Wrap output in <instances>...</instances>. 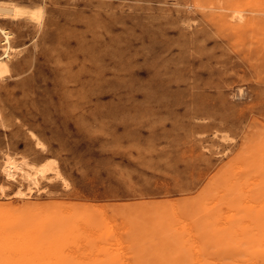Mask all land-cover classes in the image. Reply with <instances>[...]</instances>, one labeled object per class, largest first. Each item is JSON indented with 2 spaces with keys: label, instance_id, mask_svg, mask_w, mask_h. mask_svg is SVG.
<instances>
[{
  "label": "rangeland",
  "instance_id": "1",
  "mask_svg": "<svg viewBox=\"0 0 264 264\" xmlns=\"http://www.w3.org/2000/svg\"><path fill=\"white\" fill-rule=\"evenodd\" d=\"M0 4L7 7L18 5L28 11L36 8L34 11L40 10L43 17L31 18L28 15L29 17L12 20L0 15V26L13 34L10 39L11 47L17 50L13 53L11 50L9 52L10 74L0 79V123H2L0 124V142H2L0 143V164L2 163L0 204L10 203L15 209L27 203L36 204L38 208L46 206L45 209L43 208L44 215L59 213L71 215L74 211L75 217L82 216L80 214L82 210L78 207H86V209L82 208L83 211L85 210V213L82 212L85 216L77 218L82 219L89 215L97 217L94 218L96 220L89 217L91 221L94 220L93 223L97 224L100 218L98 221H105L107 230L101 222L103 225L94 224L95 227L92 228L80 227L85 235H90L89 237L94 239L93 242L96 246H100L101 250L100 253L97 251V254H92L84 240L73 244L67 251L75 256L74 264L78 261L82 264H109L107 261H111V264H130V262L131 264H224L225 262L229 264L234 259L262 264L260 253L264 249V238H261L260 233L264 235L263 232H258L254 228V232L258 234L252 243H248L246 237L250 236L249 231L253 230L252 227L247 234L231 235L230 232L216 233L214 225L215 217L219 214L226 216L232 204L250 205V200L253 204L254 200H258L256 203H264V179L260 181V177H264V169H261L264 168V0H0ZM236 6L237 8L240 6V12ZM209 15H212L211 18L214 17L212 22ZM240 16L243 20L250 19L251 22L243 25L245 21L240 20ZM224 19L230 21L237 19L234 23L230 22L232 27V24H238L237 21L240 20L238 22H242L240 25H243L244 29L239 27L238 30L237 27H233V30L229 31L230 25H227L228 23L225 25ZM107 32L110 34H106ZM2 41L3 34H0V46L5 47ZM2 47H0V56L5 51ZM56 58L60 62H56ZM258 78L263 79L260 81ZM22 92L26 93L23 95ZM143 95H146V98ZM122 96L123 99L120 98ZM205 109L208 111L206 112ZM96 115L100 119H97ZM74 119L78 120L74 121ZM130 122L131 126L128 125ZM139 125H142V128H139ZM120 140L121 142H118ZM126 143H130L129 146ZM132 143L135 144L132 146ZM258 144L262 147H258ZM258 149H261L260 154H257ZM140 155L141 157H138ZM231 157H235L237 162ZM7 159L20 167L16 180L7 178V173L4 172L3 166ZM253 164L257 167L255 165L251 169ZM100 167L103 169L102 172ZM43 168L46 169L44 175L38 171ZM146 170L148 171L145 172ZM24 171L37 176L41 181H38L36 186L26 181L23 177ZM167 172L173 173L169 175ZM220 172L222 176L218 175ZM176 175L182 178L179 179ZM226 178L228 181L225 180ZM217 181L222 182L223 186ZM175 182L179 183L175 184ZM50 185L52 187H49ZM172 187H176V191ZM201 188L204 190L202 191ZM236 188H239L240 196L237 195L238 191L236 195H231L235 194ZM18 189L32 197L22 199L17 194ZM120 189L125 191H119ZM208 191L210 196L206 197ZM180 192L181 194L178 195ZM223 193L226 194L225 197ZM197 196L204 199L199 198L201 201L198 203ZM179 197L187 198L190 203L187 202V206L183 208L185 203L182 204ZM177 200H180L181 207L178 206L181 204ZM195 202L198 206L194 205ZM124 203L127 204V208ZM153 203L158 206L161 203L162 206L158 207ZM190 204L191 206H188ZM68 205L74 206V209ZM192 205L196 210L194 207L191 208ZM153 206H157V210ZM87 207L92 214L96 213L86 215L89 213L86 211ZM143 207L146 211L149 208L153 211L149 210L148 213ZM158 217L161 218L164 227ZM197 221L202 223L200 229L196 226ZM136 226L139 228H135ZM188 226H190V234L186 231ZM166 227L175 236L178 230L179 238H172V233L168 232L172 236L168 234L171 238L167 239V232H164ZM94 230L96 232H93ZM102 232L107 234L102 235ZM105 242L108 246L103 244ZM105 250L110 254L104 255ZM107 257L109 259L105 261ZM125 258L126 260L123 261ZM120 260L121 263H116Z\"/></svg>",
  "mask_w": 264,
  "mask_h": 264
},
{
  "label": "bare ground",
  "instance_id": "2",
  "mask_svg": "<svg viewBox=\"0 0 264 264\" xmlns=\"http://www.w3.org/2000/svg\"><path fill=\"white\" fill-rule=\"evenodd\" d=\"M181 1V0H180ZM203 3V2H202ZM220 3V2H219ZM231 4V3H230ZM186 7V6H185ZM192 7V6H191ZM215 7V6H214ZM232 7V6H231ZM235 7V6H234ZM239 8H240V6H238ZM246 7V6H245ZM244 7V8H245ZM248 7V6H247ZM35 8V7H34ZM236 8H237V6H236ZM239 8H237V10L239 11ZM261 8V7H260ZM36 9V8H35ZM34 9V10H35ZM219 9V8H218ZM241 9V8H240ZM255 9V8H254ZM257 9V8H256ZM34 10H31V11H28L27 9H25V8H23V7H20V6H18V5H14V6H9V7H7V6H2L1 4H0V15H4L6 18L5 19H8V18H10V19H12V20H16V19H19V18H22V17H24V16H31V18L33 17V18H41L42 16H41V12H40V10L39 9H37V10H39L38 12L37 11H34ZM205 10V9H204ZM230 10V9H229ZM229 10H228V12H229ZM210 10H208V13H210L209 12ZM219 11H220V9H219ZM237 11V14L240 12H238ZM139 12H141V11H139ZM179 12V11H178ZM214 12V11H213ZM244 12V11H243ZM185 13V12H184ZM188 13V12H187ZM194 13H195V11H194ZM202 13V12H201ZM232 13V12H231ZM230 13V14H231ZM251 13V12H250ZM143 14V13H142ZM233 14H235V13H233ZM245 14V13H244ZM203 15V14H202ZM219 15V14H218ZM217 15V16H218ZM225 15V14H224ZM249 15V14H248ZM28 16V17H29ZM210 16V15H209ZM208 16V17H209ZM212 16V15H211ZM211 16H210V18L209 19H212V20H210L211 22L213 21V19H214V17L213 18H211ZM27 17V18H28ZM207 17V16H206ZM224 18H225V16H223ZM231 17V16H230ZM229 17V18H230ZM233 17V16H232ZM43 18V17H42ZM140 18V17H139ZM142 18V17H141ZM217 18V17H216ZM220 18V17H219ZM222 18V17H221ZM227 18V17H226ZM231 19V18H230ZM239 19L241 20L242 19V16H240L239 17ZM139 20V19H138ZM137 20V22H139ZM141 20V19H140ZM215 20H217V19H215ZM223 20V19H222ZM225 20V19H224ZM237 20V19H236ZM236 20L234 21V20H232L233 21V23L234 22H236ZM240 20H238V21H240ZM243 20V19H242ZM232 21H230V20H228V19H226L225 20V23L224 22H222L221 20H220V22L221 23H224L225 25L227 24V25H230L228 28H229V31L230 30H233V27L234 28H236L237 27V29L240 27H242L243 28V25H247V24H249L250 22H251V20L250 19H247V20H243V21H245L244 22V24L243 25H240V24H242V22L241 23H239L238 21H237V23L238 24H232L233 25V27L231 26V23H232ZM254 21H256V20H254ZM40 22V21H39ZM134 22V21H133ZM136 22V21H135ZM231 22V23H230ZM253 22V21H252ZM210 23V22H209ZM214 23V22H213ZM230 23V24H229ZM253 24V23H252ZM255 24V23H254ZM214 25V24H213ZM225 25H221L222 27H224ZM251 25V24H250ZM249 25V26H250ZM38 26V25H37ZM219 26V25H218ZM220 26V27H221ZM249 26H247V27H249ZM65 27V26H64ZM67 27V26H66ZM230 27H232V29L230 28ZM245 27V26H244ZM252 27V26H251ZM250 27V28H251ZM241 28V29H242ZM253 28V27H252ZM218 29V28H217ZM222 29V28H221ZM244 29V28H243ZM87 30V29H86ZM91 30V29H90ZM239 30V29H238ZM220 31V30H219ZM228 31V30H227ZM40 32V31H39ZM92 32V31H91ZM108 32H111V31H108ZM106 33V34H110V33ZM221 33V32H220ZM226 33V32H225ZM224 33V34H225ZM0 34H3L4 35V38H5V40H6V47H2V46H0V47H2V49L3 50H5V56L4 57H6V60L5 59H3L4 57H2V55L0 56V79L1 78H4V77H7L9 74H10V67L8 66V60L10 59V55H9V52H10V50L12 51V53L13 52H15V50L16 49H13L12 47H11V41H10V39H11V37H12V33L10 32V31H8V30H6L5 28H3V27H1L0 26ZM38 34V33H37ZM113 34V33H112ZM111 34V35H112ZM262 34V33H261ZM226 35H228V33H226ZM226 35H224V36H226ZM92 37V36H91ZM227 37V36H226ZM225 37V38H226ZM231 38V37H230ZM236 39H237V37H235ZM239 38V37H238ZM112 39H113V37H112ZM114 40V39H113ZM117 40H119V39H117ZM116 40V41H117ZM231 41V40H230ZM233 41V40H232ZM251 41V40H250ZM234 42V41H233ZM232 42V44H234ZM34 43V42H33ZM237 43V42H236ZM146 44V43H145ZM147 45V44H146ZM152 45V44H151ZM35 46V45H34ZM17 47V46H16ZM18 47H20V46H18ZM149 47V46H148ZM151 47V46H150ZM140 48V47H139ZM234 48V47H233ZM236 48V47H235ZM234 48V49H235ZM151 49H152V47H151ZM23 50H25V49H23ZM149 50V49H148ZM17 51V50H16ZM34 51H36L35 49H34ZM235 51V50H234ZM143 52V51H142ZM152 52V51H151ZM235 52H237V51H235ZM141 53V52H140ZM238 53H240V52H238ZM22 54V53H21ZM134 54V53H133ZM142 55V54H141ZM164 55V54H163ZM143 56H146V55H143ZM162 56V55H161ZM243 56V55H242ZM148 57V56H147ZM163 57V56H162ZM59 58V57H58ZM157 58H160V57H157ZM243 58V57H242ZM247 58V57H246ZM56 60H57V58H56ZM163 60V59H162ZM261 60V59H260ZM59 60H57L56 62H58ZM60 62V61H59ZM155 62H156V60H155ZM160 62V61H159ZM162 62V61H161ZM160 62V63H161ZM246 62V61H245ZM262 63V62H261ZM264 63V62H263ZM262 63V64H263ZM62 64V63H61ZM60 64V65H61ZM144 64V63H143ZM155 64V63H154ZM58 65V64H57ZM147 65V64H146ZM149 65V64H148ZM157 65V64H156ZM159 65V64H158ZM167 65H169V64H167ZM250 65V64H249ZM257 65V64H256ZM149 66H152V64L151 65H149ZM58 67V66H57ZM111 67V66H110ZM153 67H154V65H153ZM260 67V66H259ZM264 67V66H263ZM115 68V67H114ZM157 68V67H156ZM155 68V69H156ZM162 68V67H161ZM256 68V67H255ZM150 69V68H149ZM152 69V68H151ZM150 69V70H151ZM160 69V68H159ZM158 69V70H159ZM257 69V68H256ZM263 69V68H262ZM111 70H113V69H111ZM157 70V71H158ZM30 71V70H29ZM160 71V70H159ZM256 72V70H254V73ZM258 72V71H257ZM27 73V72H26ZM91 73V72H90ZM121 73V72H120ZM159 73H162V72H159ZM253 73V72H252ZM92 74V73H91ZM97 74V73H96ZM95 74V75H96ZM118 74V73H117ZM155 74V73H154ZM158 74V73H157ZM261 74V73H260ZM263 74V73H262ZM19 75V74H18ZM41 75V74H40ZM97 76V75H96ZM150 76V75H149ZM260 76V75H259ZM16 77V76H15ZM41 77H42V75H41ZM152 78H154L153 76H151ZM165 77H167V76H165ZM17 78V77H16ZM155 78H157V77H155ZM168 78H170V77H168ZM179 78V77H178ZM264 78V77H263ZM263 78H261V80L260 81H262V79ZM42 79V78H41ZM51 79V78H50ZM148 79V78H147ZM176 79V78H175ZM174 79V80H175ZM178 80V79H177ZM140 81H143V80H140ZM147 80H145V82H146ZM152 81V80H151ZM150 81V82H151ZM264 81V80H263ZM52 82V81H51ZM53 83H55V82H53ZM62 85H63V83H61ZM60 84V85H61ZM65 84V83H64ZM67 84V83H66ZM65 84V85H66ZM135 84H136V81H135ZM142 84V83H141ZM61 85V86H62ZM75 85V84H74ZM91 85V84H90ZM150 85V84H149ZM45 86V85H44ZM2 87V86H1ZM140 87H141V85H140ZM254 87V86H253ZM59 88V87H58ZM61 88H63V87H61ZM79 88V87H78ZM147 88V87H146ZM262 88V87H261ZM8 89H11V88H8ZM142 89V88H141ZM143 89H145V88H143ZM142 89V90H143ZM151 89V88H150ZM61 90V89H60ZM67 90V89H66ZM74 90V89H73ZM76 90V89H75ZM74 90V91H75ZM149 90V89H148ZM43 91V90H42ZM41 91V92H42ZM68 91V90H67ZM70 91V90H69ZM140 91V90H139ZM153 91V90H152ZM27 92V91H26ZM26 92H22L23 93V95L26 93ZM59 92V91H58ZM58 92L56 91V93L58 94ZM151 92V91H150ZM33 93V92H32ZM54 93V92H53ZM145 93V92H144ZM154 93V92H153ZM152 93V94H153ZM31 94V93H30ZM56 94V95H57ZM59 94H60V92H59ZM70 94V93H69ZM91 94V93H90ZM147 94V93H146ZM152 94H149V95H152ZM27 95V94H26ZM80 95V94H79ZM84 95V94H83ZM94 95V94H93ZM129 95V94H128ZM257 95H258V93H257ZM19 96V95H18ZM60 96V95H59ZM74 96V95H73ZM73 96H72V98H73ZM81 96V95H80ZM144 96V95H143ZM167 96V95H166ZM166 96H164V97H166ZM12 97V96H11ZM23 98H24V96H22ZM58 97V96H57ZM76 97V96H75ZM74 97V98H75ZM145 98H146V95L144 96ZM149 97V96H148ZM23 98H21V99H23ZM53 98V97H52ZM77 98H79V97H77ZM120 98H122L123 99V96L122 97H120ZM125 98V97H124ZM130 98V97H129ZM144 98V99H145ZM151 98H153V96L151 97ZM13 99V98H12ZM64 99V98H63ZM81 99V98H80ZM80 99H79V101H80ZM112 99V98H111ZM128 99V98H127ZM134 99H136V97L134 98ZM148 99H150V98H148ZM168 99V98H167ZM58 100V99H57ZM67 100V99H66ZM66 100H64L65 101V103H66ZM74 100V99H73ZM76 100V99H75ZM82 100V99H81ZM130 100V99H129ZM157 100V99H156ZM18 101V100H17ZM68 101H69V99H68ZM119 101V100H118ZM135 101V100H134ZM151 101V100H150ZM55 102H57V101H55ZM70 102H71V100H70ZM110 102H111V100H110ZM110 102H109V104H110ZM117 102V101H116ZM122 102V101H121ZM123 102H125V100L123 101ZM143 102V101H142ZM24 103V102H23ZM50 103H51V101H50ZM63 103V102H62ZM127 103V102H126ZM129 103H130V101H129ZM149 103H151V102H149ZM263 103V102H262ZM53 104H55V103H53ZM69 104V103H68ZM71 104H72V102H71ZM147 104V103H146ZM231 104V103H230ZM232 104H233V102H232ZM74 105H76L75 104V101H74ZM73 105V106H74ZM119 105V104H118ZM120 105H121V103H120ZM123 105V104H122ZM150 105V104H149ZM192 105V104H191ZM258 105V104H257ZM256 105V106H257ZM33 106V105H32ZM35 106V105H34ZM47 106V105H46ZM70 106V105H69ZM111 106V105H110ZM112 106H113V104H112ZM124 106V105H123ZM143 106V105H142ZM264 106V105H263ZM25 107V106H24ZM23 107V108H24ZM37 107V106H36ZM166 107V106H165ZM7 108V107H6ZM26 108V107H25ZM24 108V109H25ZM167 108V107H166ZM193 108V107H192ZM3 109V108H2ZM8 109V108H7ZM16 109V108H15ZM18 109V108H17ZM16 109V110H17ZM20 109V108H19ZM27 109V108H26ZM45 109V108H44ZM74 109H75V106H74ZM107 109V108H106ZM154 109V108H153ZM162 109H163V107H162ZM4 110V109H3ZM6 110V109H5ZM22 109H20V111H21ZM43 110V109H42ZM77 110H79V109H77ZM76 110V111H77ZM206 110V109H205ZM23 111V110H22ZM21 111V112H22ZM27 111V110H26ZM30 111V110H29ZM49 111V110H48ZM111 111H113V110H111ZM208 110H206V112H207ZM262 111V110H261ZM227 112V111H226ZM229 112H231V110L229 111ZM7 113V112H6ZM23 113H24V111H23ZM23 113H22V115H23ZM29 113V112H28ZM27 113V114H28ZM75 113H77V112H75ZM84 113V112H83ZM5 114V113H4ZM9 114V113H8ZM25 114V113H24ZM44 114V113H43ZM46 114V113H45ZM60 114V113H59ZM69 114H71V113H69ZM78 114V113H77ZM133 114V113H132ZM134 114H136V112H134ZM164 114V113H163ZM20 115V114H19ZM118 115V114H117ZM124 115V114H123ZM159 115V114H158ZM261 115V114H260ZM3 115H1V117H2ZM8 116V115H7ZM42 116V115H41ZM40 116V117H41ZM45 116V115H44ZM47 116H48V114H47ZM60 116V115H59ZM61 116H62V114H61ZM135 116V115H134ZM156 116V115H155ZM16 117V116H15ZM27 117H29V116H27ZM39 117V118H40ZM51 117V116H50ZM72 117H74V116H72ZM148 117V116H147ZM152 117V116H151ZM177 117V116H176ZM262 117V116H261ZM46 118V117H45ZM96 118H97V115H96ZM123 118V117H122ZM128 118V117H127ZM135 118H136V116H135ZM170 118V117H169ZM27 119V118H26ZM31 119V118H30ZM51 119V118H50ZM97 119H100V118H97ZM96 119V120H97ZM104 119V118H103ZM106 119H108V118H106ZM157 119V118H156ZM163 120L165 119V118H162ZM255 119H257V117L255 118ZM28 120V119H27ZM27 120H25V121H27ZM76 120H78V119H74V121H76ZM105 120V119H104ZM110 120V119H109ZM114 120V119H113ZM174 120V119H173ZM100 121H102V120H100ZM112 121V120H111ZM129 121V120H128ZM137 121H138V119H137ZM144 121V120H143ZM152 121V120H151ZM150 121V122H151ZM159 121V120H158ZM256 121V120H255ZM24 122V121H23ZM31 122V121H30ZM37 122V121H36ZM39 122V121H38ZM48 122V121H47ZM73 122V121H72ZM84 122V121H83ZM95 122V121H94ZM134 122H135V120H134ZM149 122V123H150ZM177 122V121H176ZM179 122V121H178ZM259 122V121H258ZM260 122H262V121H260ZM21 123V122H20ZM25 123V122H24ZM32 123V122H31ZM104 123V122H103ZM127 123H129V122H127ZM139 123H140V121H139ZM138 123V124H139ZM145 123H146V121H145ZM148 123V124H149ZM160 123V122H159ZM254 123V122H253ZM0 124H2V123H0ZM34 124V123H33ZM36 124V123H35ZM77 124V123H76ZM93 124V123H92ZM122 124V123H121ZM121 124H118V125H120L121 126ZM133 125L135 124V123H132ZM142 124V123H141ZM47 125V124H46ZM53 125V124H52ZM81 126H82V124H80ZM102 125H105V124H102ZM107 125V124H106ZM128 125H130L131 126V122H130V124H128ZM159 125V124H158ZM27 126V125H26ZM34 126V125H33ZM55 126H58V125H55ZM95 126V125H94ZM97 126V125H96ZM140 126V125H139ZM142 126V125H141ZM139 127V128H142V127ZM157 126V125H156ZM176 126V125H175ZM174 126V127H175ZM62 127V126H61ZM64 127V126H63ZM79 127V126H78ZM85 127V126H84ZM127 127H129V126H127ZM147 127V126H146ZM151 127V126H150ZM153 127H155V126H153ZM26 128V127H25ZM31 128V127H30ZM33 128V127H32ZM103 128V127H102ZM114 128V127H113ZM124 128H126V126L124 127ZM136 128V127H135ZM144 128V127H143ZM177 128V127H176ZM13 129V128H12ZM35 129V128H34ZM53 129V128H52ZM78 129V128H77ZM107 129V128H106ZM145 129V128H144ZM182 129V128H181ZM184 129V128H183ZM255 129V128H254ZM10 130V129H9ZM9 130H7V131H9ZM17 130V129H16ZM29 130V129H28ZM37 130V129H36ZM35 130V131H36ZM45 130V129H44ZM46 130H48V129H46ZM50 130H51V128H50ZM55 130V129H54ZM87 130H89V129H87ZM91 130V129H90ZM96 130H98V129H96ZM129 130V129H128ZM151 130V129H150ZM153 130V129H152ZM38 131V130H37ZM40 131V130H39ZM38 131V132H39ZM42 131V130H41ZM94 131H95V129H94ZM99 131V130H98ZM114 131V130H113ZM184 131V130H183ZM255 131V130H254ZM10 132V131H9ZM20 132V131H19ZM67 132V131H66ZM123 132V131H122ZM127 132V131H126ZM150 132V131H149ZM5 133V132H4ZM11 133V132H10ZM26 133V132H25ZM50 133V132H49ZM55 133V132H54ZM92 133V132H91ZM112 133V132H111ZM115 133V132H114ZM117 133V132H116ZM19 134V133H18ZM21 134V133H20ZM36 134V133H35ZM257 134V133H256ZM30 135V134H29ZM89 135V134H88ZM94 135V134H93ZM119 135V134H118ZM38 136V135H37ZM104 136H106V135H104ZM112 136V135H111ZM113 136H116L115 134H113ZM2 137H4V136H2ZM27 137V136H26ZM39 137V136H38ZM91 137V136H90ZM107 137V136H106ZM174 137H176V136H174ZM173 137V138H174ZM117 138V137H116ZM163 138H165V137H163ZM169 138V137H168ZM177 138V137H176ZM182 138V137H181ZM189 138V137H188ZM255 138V137H254ZM91 139H92V137H91ZM104 139V138H103ZM108 139V138H107ZM124 139V138H123ZM150 139V138H149ZM186 139V138H185ZM24 141H25V139H23ZM31 140V139H30ZM85 140V139H84ZM94 140V139H93ZM169 140H171V139H169ZM11 141V140H10ZM33 141V140H32ZM151 141H153V140H151ZM171 141H173V140H171ZM188 141V140H187ZM191 140H189V142H190ZM248 141V140H247ZM246 141V142H247ZM249 141H251V140H249ZM248 141V142H249ZM16 142V141H15ZM18 142V141H17ZM16 142V143H17ZM28 142V141H27ZM42 142V141H41ZM87 142V141H86ZM93 141L91 140V143H92ZM106 142H108V141H106ZM118 142H121V140L120 141H118ZM133 142H134V140H133ZM154 142V141H153ZM183 142V144H184V141H182ZM0 143H2V142H0ZM14 143V142H13ZM19 143V142H18ZM29 143V142H28ZM51 143V142H50ZM99 143V142H98ZM97 143V144H98ZM117 143V142H116ZM152 143V142H151ZM193 143V142H192ZM12 144V143H11ZM38 144H40V143H38ZM43 144V143H42ZM53 144H54V141H53ZM53 144H52V146H53ZM89 144V143H88ZM126 144H128V143H126ZM130 144V143H129ZM129 144H128V146H129ZM133 144H135V143H132V146H133ZM164 144V143H163ZM179 144H181V143H179ZM262 144V143H261ZM261 144H260V146H259V144H258V147H262L263 146V144H262V146H261ZM2 146H3V144H2ZM43 146H44V144H43ZM105 146H106V144H105ZM114 146H115V144H114ZM176 146H177V143H176ZM188 146H189V144H188ZM4 147V146H3ZM8 147V146H7ZM87 147V146H86ZM98 147V146H97ZM119 147V146H118ZM152 147H153V144H152ZM167 147H169V146H167ZM185 147V146H184ZM30 148V147H29ZM88 148V147H87ZM129 148V147H128ZM134 148H135V146H134ZM133 148V149H134ZM155 148V147H154ZM161 148H164V147H161ZM193 148V147H192ZM243 148V147H242ZM15 149V148H14ZM22 149H23V147H22ZM58 149H60V148H58ZM78 149V148H77ZM76 149V150H77ZM111 149V148H110ZM120 149V148H119ZM125 149V148H124ZM131 149H132V147H131ZM137 149V148H136ZM146 149V148H145ZM152 149V148H151ZM171 149V148H170ZM250 149V148H249ZM249 149H247V150H249ZM13 150V149H12ZM97 150V149H96ZM122 150V149H121ZM146 150H148V149H146ZM154 150V149H153ZM157 150V149H156ZM156 150H154V151H156ZM183 150V149H182ZM185 150V149H184ZM255 150V149H254ZM259 151H258V153L257 152H255V153H257V154H260L259 152L261 151V149H258ZM262 150H263V148H262ZM17 151V150H16ZM46 151V150H45ZM78 151V150H77ZM105 151V150H104ZM111 151V150H110ZM113 151V150H112ZM117 151V150H116ZM115 151V152H116ZM125 151V150H124ZM160 151H162V149L160 150ZM164 151V150H163ZM196 151V150H195ZM83 152V151H82ZM107 152V151H106ZM109 152V151H108ZM114 152V153H115ZM120 152V151H119ZM123 152V151H122ZM165 152V151H164ZM163 152V153H164ZM167 152V151H166ZM171 152H179V151H171ZM253 151H252V149H251V153H252ZM13 153H14V151H13ZM27 153V152H26ZM43 153H45V152H43ZM63 154H64V152H62ZM61 153V154H62ZM66 153V152H65ZM118 153V152H117ZM137 153V152H136ZM144 153H145V150H144ZM146 153H147V151H146ZM153 153V152H152ZM162 153V155H164ZM190 153V152H189ZM202 153V152H201ZM237 153V152H236ZM255 153H253V154H255ZM49 154V153H48ZM58 154V153H57ZM56 154V155H57ZM61 154L59 155L60 157H61ZM69 154V153H68ZM73 154V153H72ZM111 154H113V153H111ZM124 154V153H123ZM131 154L133 155V153L131 152ZM137 154H139V153H137ZM161 154V153H160ZM203 154V153H202ZM256 154V155H257ZM102 155V154H101ZM119 155V154H118ZM125 155V154H124ZM128 155V154H127ZM142 155H144L143 153H142ZM146 155V154H145ZM154 155H156V154H154ZM167 155V154H166ZM179 155V154H178ZM199 155V154H198ZM28 156V155H27ZM36 156V155H35ZM66 156V155H65ZM69 156H71V155H69ZM116 156V155H115ZM121 156V155H120ZM120 156H118V157H120ZM123 156V155H122ZM197 156V155H196ZM234 156V155H233ZM239 156H240V154H239ZM252 156V155H251ZM259 156V155H258ZM11 157V156H10ZM90 157V156H89ZM97 157H99V156H97ZM137 157V156H136ZM138 157H141V155L140 156H138ZM175 157V156H174ZM200 157V156H199ZM204 157V156H203ZM202 157V158H203ZM206 157V156H205ZM214 157V156H213ZM105 158H106V156H105ZM126 158V157H125ZM124 158V159H125ZM127 158H129L128 156H127ZM143 158V157H142ZM142 158H141V160H142ZM146 158V160H147V157H145ZM151 158V157H150ZM150 158H149V161H150ZM160 158V157H159ZM173 158V157H172ZM176 158V157H175ZM194 158H196V157H194ZM209 157H207V159H208ZM231 158H233V157H231ZM231 158H229V160L231 159ZM235 158V157H234ZM233 158V159H234ZM9 159H11V158H9ZM9 159H7V161H5V164H4V166H3V169H4V172L5 173H7V175L6 176H8L7 178H10V179H12V180H16L17 179V176L19 175V170H20V167H18L13 161H10ZM44 159V158H43ZM68 159V158H67ZM72 159V158H71ZM87 159V158H86ZM99 159H101V157H99ZM114 159V158H113ZM129 159H131V158H129ZM128 159V160H129ZM138 159V158H137ZM153 159V158H152ZM161 159V158H160ZM177 160H178V158H176ZM190 159V158H189ZM89 160V159H88ZM103 160V159H102ZM134 160V159H133ZM140 160V159H139ZM145 160V162H147ZM157 160V159H156ZM163 160V159H162ZM171 160V159H170ZM174 160V159H173ZM206 160V159H205ZM213 160H214V158H213ZM216 160V159H215ZM235 160V162H237L236 160L237 159H234ZM20 161V160H19ZM51 161V160H50ZM100 161V160H99ZM113 161V160H112ZM116 161H118V160H116ZM120 161V160H119ZM154 161V160H153ZM181 161V160H180ZM209 161V160H208ZM224 161V160H223ZM231 162H233V160L231 159L230 160ZM249 161V160H248ZM259 161V160H258ZM257 161V162H258ZM57 162V161H56ZM165 162H167V160H165ZM173 162V161H172ZM211 162V161H210ZM212 162H215V161H212ZM218 162V161H217ZM216 162V163H217ZM221 162H222V160H221ZM45 163V162H44ZM118 163V162H117ZM132 163H135V162H132ZM137 163H139L138 161H137ZM161 162H159V164H160ZM168 163V162H167ZM170 163H171V161H170ZM207 163V162H206ZM209 163V162H208ZM225 163V162H224ZM227 163V162H226ZM229 163V162H228ZM2 164V163H1ZM0 164V165H1ZM23 164V163H22ZM58 164V163H57ZM66 164V163H65ZM122 164V163H121ZM143 164V163H142ZM148 164V163H147ZM162 164V163H161ZM163 164H165L164 162H163ZM172 164V163H171ZM185 164H187V162L185 163ZM189 164V163H188ZM191 164V163H190ZM24 165V164H23ZM33 165H35V164H33ZM41 165V164H40ZM80 165V164H79ZM116 165V164H115ZM118 165V164H117ZM149 165V164H148ZM151 165V164H150ZM167 165V164H166ZM173 165V164H172ZM177 165V164H176ZM180 165H182V163L180 164ZM192 165V164H191ZM201 165H202V163H201ZM204 165V164H203ZM217 165H218V163H217ZM229 165V164H228ZM227 165V166H228ZM231 165V164H230ZM251 165V164H250ZM256 164H253V167L251 168V169H253L254 168V166H255ZM259 165V164H258ZM2 166V165H1ZM91 166V165H90ZM133 166V165H132ZM139 166V165H138ZM186 166V165H185ZM184 166V167H185ZM190 166V165H189ZM194 166V165H193ZM200 166V165H199ZM213 166V165H212ZM252 166V165H251ZM75 167V166H74ZM112 167V166H111ZM117 167V166H116ZM115 167V168H116ZM146 167V166H145ZM150 167V166H149ZM152 167V166H151ZM205 167H206V165H205ZM209 167V166H208ZM256 167H257V165H256ZM260 167V166H259ZM35 168V167H34ZM72 168V167H71ZM99 168V167H98ZM109 169H110V167H108ZM121 168H122V166H121ZM139 168H141V167H139ZM148 168V167H147ZM170 168V167H169ZM173 168V167H172ZM174 168H176V167H174ZM202 168V167H201ZM201 168H200V170H201ZM204 168V167H203ZM216 168V167H215ZM214 168V169H215ZM1 169V168H0ZM56 169V168H55ZM81 169H83V168H81ZM100 169H101V172H102V168L100 167ZM155 169H156V167H155ZM160 169V168H159ZM162 169V168H161ZM168 169V168H167ZM183 169V168H182ZM213 169V168H212ZM218 169H220L221 170V168H218ZM256 169V168H255ZM260 169V168H259ZM261 169H264V168H261ZM260 169V170H261ZM28 170V169H27ZM97 170V169H96ZM132 170V169H131ZM169 170V169H168ZM176 170V169H175ZM177 170H179L178 168H177ZM176 170V171H177ZM206 170V169H205ZM225 170V169H224ZM223 170V171H224ZM227 170V169H226ZM231 171H232V168L230 169ZM38 171H39V173H41V174H43L44 175V173L46 172V169H38ZM50 171H51V169H50ZM57 171V170H56ZM62 171H63V169H62ZM78 171V170H77ZM76 171V172H77ZM85 171V170H84ZM100 171V170H99ZM112 171V170H111ZM133 171V170H132ZM139 171V170H138ZM148 170H146L145 172H147ZM153 170H151V172H152ZM167 171V170H166ZM170 171V170H169ZM168 171V172H169ZM212 171V170H211ZM244 171V170H243ZM26 174H25V173ZM23 172V177H24V179L26 180V181H28V182H30V183H33L35 186L37 185V183H38V181H41V180H38L37 179V176H34V175H32L31 173H27L26 171H24ZM34 172V171H33ZM74 172V171H73ZM82 172V171H81ZM100 172V173H101ZM120 171H118V173H119ZM134 172V171H133ZM156 172V171H155ZM163 172H165V171H163ZM167 172V173H168ZM189 172V171H188ZM187 172V173H188ZM196 172V171H195ZM222 172V171H221ZM220 172V173H221ZM226 172V171H225ZM257 172V170H255V173ZM22 173V172H21ZM75 173V172H74ZM80 173V172H79ZM78 173V174H79ZM124 173V172H123ZM123 173H121L122 174V176H123ZM140 173V172H139ZM153 173H154V171H153ZM170 173H173V172H170ZM170 173H168L169 175H171ZM180 173V172H179ZM179 173H178V175H179ZM181 173H184V172H181ZM218 174V175H221L222 176V173L221 174ZM224 173V172H223ZM250 173V172H249ZM248 173V174H249ZM252 173H254V172H252ZM64 174V173H63ZM76 174V173H75ZM117 174V173H116ZM129 174V173H128ZM147 174V173H146ZM155 174V173H154ZM164 174V173H163ZM188 174H190V173H188ZM257 174V173H256ZM46 175V174H45ZM62 175V174H61ZM67 175V174H66ZM114 175H115V173H114ZM159 175V174H158ZM182 175H184V174H182ZM233 175V174H232ZM34 176V177H33ZM41 175L39 174V177H40ZM54 176V175H53ZM52 176V177H53ZM69 176V175H68ZM80 176V175H79ZM130 176V175H129ZM128 176V177H129ZM132 176V175H131ZM139 176V175H138ZM143 176V175H142ZM157 176V175H156ZM173 176V175H172ZM177 176V175H176ZM190 176V175H189ZM189 176H186L187 178H189ZM64 177V176H63ZM120 177V176H119ZM124 177V176H123ZM127 177V178H128ZM134 177H136V176H134ZM139 177H141V176H139ZM146 177V176H145ZM147 177H149V176H147ZM162 177V176H161ZM165 177V176H164ZM163 177V178H164ZM171 177V176H170ZM177 177H179V176H177ZM177 177H176V179H177ZM220 177V176H219ZM218 177V178H219ZM244 177V176H243ZM246 177H248V176H246ZM51 178V177H50ZM56 178V177H55ZM74 178V177H73ZM118 178V177H117ZM126 178V177H125ZM151 178V177H150ZM182 178V177H181ZM180 177H179V179H181ZM193 178V177H192ZM216 178H217V176H216ZM233 178H234V176H233ZM249 178V177H248ZM247 178V179H248ZM42 179H44V177L42 178ZM54 179V178H53ZM52 179V180H53ZM129 179V178H128ZM152 179V178H151ZM168 179H170V178H168ZM171 179H172V177H171ZM173 179H174V177H173ZM200 179V178H199ZM199 179H197V180H199ZM222 179H223V177H222ZM231 178H229V180H230ZM261 179H264V177L262 176V177H260V181H261ZM47 180V179H46ZM145 180V179H144ZM185 180V179H184ZM183 180V181H184ZM188 180V179H187ZM195 180V179H194ZM226 181H228V179L226 178L225 179ZM7 181V180H6ZM54 182H55V180H53ZM116 181V180H115ZM145 181H147V180H145ZM175 181V180H174ZM177 181H178V179H177ZM200 181V180H199ZM219 181H221V178L219 179ZM219 181H217L218 183H219ZM244 181H245V179H244ZM57 182V181H56ZM55 182V183H56ZM72 182V181H71ZM151 182V181H150ZM195 183V181H192V183ZM206 182V181H205ZM237 182V181H236ZM41 183V182H40ZM49 183V182H48ZM144 183H146V182H144ZM143 183V184H144ZM170 183H171V181H170ZM177 183H179V182H177ZM176 182H175V184H177ZM200 183V182H199ZM222 182H220L219 184H221ZM224 183V182H223ZM264 183V182H263ZM68 184V183H67ZM66 184V185H67ZM127 184V183H126ZM187 184V183H186ZM213 184H214V182H213ZM226 184V183H225ZM238 184H239V182H238ZM237 184V185H238ZM244 184V183H243ZM55 185V184H54ZM145 185V184H144ZM198 185V184H197ZM202 185V184H201ZM204 185V184H203ZM208 185V184H207ZM210 185V184H209ZM217 186V189H218V184H216ZM222 186H223V184H221ZM220 185V186H221ZM246 185V184H245ZM20 186H22V184H20ZM58 186V185H57ZM64 186V185H63ZM136 186H138V185H136ZM151 186V185H150ZM162 186V185H161ZM174 186V185H173ZM194 186V185H193ZM219 186V187H220ZM221 186V187H222ZM226 186H227V184H226ZM225 186V187H226ZM239 186V185H238ZM241 186V185H240ZM244 186V185H243ZM2 187V186H1ZM7 187V186H6ZM49 187H52L51 185L49 186ZM155 187H156V184H155ZM179 187V186H178ZM184 187V186H183ZM192 187V186H191ZM212 187H214V186H212ZM233 187H235L234 186V184H233ZM38 188V187H37ZM42 188V187H41ZM44 188V187H43ZM46 188V187H45ZM74 188V187H73ZM122 188H123V186H122ZM137 187H135V189H136ZM142 188V187H141ZM153 188V187H152ZM163 188V187H162ZM172 188H174V187H172ZM181 188V187H180ZM198 188V187H197ZM203 188V187H202ZM202 188H201V190H202ZM257 188H259V187H257ZM3 189V188H2ZM1 189V190H2ZM8 189V188H7ZM40 189V188H39ZM53 189H55V188H53ZM130 189V188H129ZM138 189V188H137ZM175 189V191H176V187L174 188ZM230 189V188H229ZM229 189H227L228 191H229ZM237 189V188H236ZM241 189V188H240ZM9 190V189H8ZM27 190H29V189H27ZM65 190V189H64ZM122 189H120L119 191H121ZM184 190V189H183ZM204 190V189H203ZM202 190V191H203ZM205 190H208V189H205ZM231 190H233L232 188H231ZM239 190V188L236 190V192H235V194H231L232 196L233 195H236V193H237V191ZM31 191V190H30ZM48 191V190H47ZM65 191H67V189L65 190ZM79 191V190H78ZM118 191V192H119ZM122 191H125V190H122ZM181 191V190H180ZM247 191V190H246ZM38 192H39V190H38ZM54 192V191H53ZM128 192V191H127ZM132 192V191H131ZM167 192V191H166ZM178 192V191H177ZM192 192V191H191ZM199 192V191H198ZM230 192V191H229ZM239 192V191H238ZM41 193V192H40ZM43 193H45V192H43ZM75 193V192H74ZM79 193V192H78ZM142 193V192H141ZM183 193H184V191H183ZM183 193H182V195H183ZM194 193V192H193ZM199 193H201V192H199ZM204 193H206V192H204ZM208 194L207 195H205L206 197L209 195L210 196V191H208L207 192ZM221 193V192H220ZM219 193V194H220ZM256 193H258V192H256ZM4 194V193H3ZM16 194V193H15ZM17 194H18V196L19 197H21L22 199H25V198H31L32 196L30 195V194H28V193H26V192H24V191H20L19 189H18V191H17ZM53 194V193H52ZM59 194V193H58ZM73 194V193H72ZM97 194V193H96ZM131 194V193H130ZM137 194H139V193H137ZM165 194V193H164ZM181 194V192L178 194V195H180ZM229 195H230V193H228ZM227 194V195H228ZM238 194H240V192L239 193H237V195ZM251 194V193H250ZM255 194V193H254ZM263 194V193H262ZM51 195V194H50ZM69 195V194H68ZM75 195V194H74ZM102 195V194H101ZM121 195V194H120ZM188 195H190V194H188ZM222 195V194H221ZM223 195H224V193H223ZM226 195V194H225ZM225 195H224V197H225ZM244 195V194H243ZM65 196V195H64ZM118 196H119V194H118ZM162 197H163V195H161ZM161 196H159V197H161ZM211 196H212V194H211ZM238 196H240V195H238ZM17 197V196H16ZM15 197V198H16ZM77 197V196H76ZM84 197V196H83ZM198 197V196H197ZM215 197V196H214ZM251 197V196H250ZM263 197V196H262ZM2 198H4V197H2ZM9 198V197H8ZM43 198V197H42ZM42 198H40V199H42ZM142 198V197H141ZM152 198V197H151ZM155 198V197H154ZM180 198V197H179ZM184 198L185 197H183L181 200V202H182V204H184L185 203V206L183 207V208H185L186 206H187V202H189V201H187L188 199L187 198H185V200L186 201H184ZM199 198H201V197H198L197 199L199 200V201H197L198 203L202 200V198H201V200L199 199ZM232 198V197H231ZM230 198V199H231ZM264 198V197H263ZM39 199V198H38ZM48 199V198H47ZM193 199H196V198H193ZM204 199V198H203ZM206 199V198H205ZM218 199V198H217ZM229 199V200H230ZM28 200V199H27ZM123 200V199H122ZM128 200V199H127ZM164 200V199H163ZM174 200V199H173ZM191 200V199H190ZM219 200V199H218ZM228 200V201H229ZM237 200V199H236ZM252 200H254V199H252ZM34 201V200H33ZM99 201H101V200H99ZM118 201V200H117ZM138 201H140V200H138ZM143 201V200H142ZM149 201V200H148ZM155 201V200H154ZM158 201V200H157ZM160 201V200H159ZM178 201V200H177ZM196 201V200H195ZM227 201V202H228ZM255 201V203L253 204L252 202H251V200H250V205L249 204H230L231 206L229 207V213L226 215V216H222L221 214H219V215H217L215 218V220H216V223H215V225H214V231L216 232V233H221V232H230V234L231 235H233V234H237V233H240V234H247V232L250 230V228L251 229H253V230H251V231H249V234H250V236L249 237H246V241L248 242V243H252L253 242V240H254V237L256 236V234H258V233H256V232H254V228L255 229H257L258 230V232H263L264 233V203L263 204H261V203H256V201H258V200H254ZM51 202V201H50ZM129 202V201H128ZM141 202V201H140ZM153 202V201H152ZM151 202V203H152ZM171 202V201H170ZM180 202V200L178 201V203ZM181 202H180V204H181ZM225 203H226V201H224ZM232 202V201H231ZM230 202V203H231ZM260 202V201H259ZM118 203V202H117ZM116 203V204H117ZM126 203V202H125ZM124 203V204H125ZM135 203H138V202H135ZM157 203V202H156ZM156 203H153V204H156ZM168 203V202H167ZM177 203V204H178ZM190 203V202H189ZM196 203V202H195ZM201 203H203V202H201ZM232 203H234V202H232ZM28 204V203H27ZM25 204V206H23V207H19V209H15L14 208V206L12 205V204H10V203H1L0 204V264H74V262H75V256H73V255H70L69 253H68V251H67V249L69 248V247H71V246H73V244H76L77 242H79V241H81V240H84V242H86V244L90 247L89 248V250H90V252L93 254V253H95V254H97L96 252L98 251L99 252V250H101V248H100V246H96L95 244V242H93V238H90L88 235H85L83 232H82V230H81V228L80 227H95V225L97 226V224L99 223V224H101V223H103L104 224V228L106 229V224H105V221L104 222H101V221H98V220H100V219H98L97 220V224L96 223H93L94 222V220H96V219H94V218H97L96 216H92V217H90L89 215H88V217L86 216V218H82V219H79V218H77L78 216L81 218L82 216H85V210L83 211V209H86V207L85 208H83L82 206V208H79L78 207V209H81L82 211L80 212V214H82V216H80V215H78V214H75V215H78L77 217H75L74 215H73V212L74 211H72V214L71 215H67V214H63V213H59V214H55V215H53V214H43L44 213V210H43V208L45 209V207L46 206H44L43 208H38V205L36 206V204ZM129 204V203H128ZM152 204V205H153ZM158 204V203H157ZM156 204V205H157ZM160 205L158 206V207H160V206H162L161 205V203H159ZM170 204V203H169ZM182 204L181 205H178V206H182ZM219 204V203H218ZM223 203L221 202V204L220 205H222ZM227 205H229L228 203H226ZM44 204H42V206H43ZM126 205V208H127V204H125ZM125 205H123V206H125ZM138 205V204H137ZM137 205H135V206H137ZM140 205V204H139ZM146 205V204H145ZM195 206H198L197 205V203L196 204H194ZM219 205V206H220ZM41 206V207H42ZM68 206H70V207H72L71 205H68ZM157 206H153L154 208H156V210H157ZM164 206V205H163ZM170 206H172V205H170ZM188 206H191V204L190 205H188ZM195 206H193L192 205V207L191 208H195V210H196V207ZM144 207H146V206H144ZM144 207H143V209H144ZM217 207V206H216ZM226 207V206H225ZM59 208V207H58ZM73 209H74V206L72 207ZM129 208V207H128ZM130 208H131V206H130ZM142 208V207H141ZM164 208V207H163ZM198 208L199 207H197V210H198ZM222 208H223V206H222ZM70 209V208H69ZM72 209V210H73ZM75 209H76V212H78V210H77V207H76V205H75ZM146 209V208H145ZM144 209V210H145ZM93 210H94V208H93ZM139 210H141V209H139ZM143 210V211H144ZM148 210V209H147ZM149 210H150V212L151 211H153V209L151 210L150 208H149ZM149 210L148 211H146V212H148V213H150L149 212ZM47 211V210H46ZM61 211H62V209H61ZM70 211V210H69ZM86 211H89L88 210V207H87V210ZM56 212H57V210H56ZM82 212H84V213H82ZM172 212V211H171ZM75 213V212H74ZM96 213V212H95ZM94 213V214H95ZM128 213H129V211H128ZM154 213V212H153ZM206 213V212H205ZM84 214V215H83ZM87 214H90V215H94V214H92V212H90L89 211V213H86V215ZM103 214V213H102ZM157 214V213H156ZM163 214V213H162ZM97 215V214H96ZM141 215V214H140ZM149 216L151 215V214H148ZM159 215V214H158ZM168 215H170V213L168 214ZM157 216V215H156ZM161 216V215H160ZM163 216V215H162ZM166 216H167V214H166ZM166 216H164L165 218H166ZM89 217L90 218H93L94 220L93 221H91V219H89ZM153 217V216H152ZM163 217V218H164ZM105 218V217H104ZM118 218V217H117ZM190 218V217H189ZM195 218H197V217H195ZM158 219H159V221L161 220V218L160 217H158ZM172 217H171V221H172ZM192 219V218H191ZM112 220V219H111ZM175 220H177V219H175ZM82 222V223H81ZM96 222V221H95ZM101 222V223H100ZM164 222H166V221H164ZM173 222H174V220H173ZM173 222H171V223H173ZM192 222H193V220H192ZM195 222H196V220H195ZM198 222V221H197ZM166 223H168V222H166ZM175 223V222H174ZM95 224V225H94ZM103 224H101V225H103ZM108 224V223H107ZM144 224V223H143ZM160 224H161V221H160ZM163 224V223H162ZM161 224V225H162ZM200 224H202L201 223V221L200 222H198V224L196 225L199 229H200ZM92 225H94V226H92ZM110 226V225H109ZM166 226V225H165ZM172 226H173V224H172ZM182 226L184 227V225L182 224ZM182 226L180 227V228H182ZM185 226H186V224H185ZM122 227V226H121ZM134 227V226H133ZM154 227H156V226H154ZM153 227V228H154ZM162 227H164V224H163V226ZM135 228H139V227H135ZM142 228V227H141ZM147 228V227H146ZM168 228H170V226H168ZM167 227H166V229H165V233L167 234V237H168V234L169 235H171V231H169L170 229H168ZM100 229H102V228H100ZM105 229H104V231H105ZM168 229V230H167ZM174 229V228H173ZM187 229V230H186ZM185 230L186 231H188V234H190L191 233V231H190V226H188L187 228H186ZM89 230H91V229H89ZM93 230V229H92ZM96 230H99L98 228H96ZM107 230V229H106ZM175 230V229H174ZM99 231H101V230H99ZM178 231V230H177ZM176 231V233L178 234L179 232H177ZM243 231V232H242ZM93 232H96L95 230L93 231ZM135 232V231H134ZM133 232V235L135 234ZM168 232H171V233H168ZM199 232V231H198ZM103 233L105 234L106 232H102V235H103ZM107 233H109V230H108V232ZM106 233V234H107ZM132 233V232H131ZM122 234V233H121ZM120 234V235H121ZM124 234V233H123ZM165 234V235H166ZM176 234V236L175 235H173V233H172V238L174 237H178L179 236V234L177 235ZM109 235V234H108ZM114 235V234H113ZM116 235V234H115ZM165 235H163V236H165ZM204 236H206L205 234H203ZM260 235L262 236L261 238H264V235L263 234H261L260 233ZM259 235V236H260ZM100 236H101V234H100ZM99 236V237H100ZM110 236V235H109ZM108 236V238H110ZM202 236V235H201ZM223 236H224V234H223ZM258 236V237H259ZM103 237V236H102ZM102 237H100V238H102ZM195 237V236H194ZM193 237V238H194ZM105 238V237H104ZM106 238H107V236H106ZM122 238V237H121ZM121 238H119V239H121ZM169 238H171L170 236L167 238V239H169ZM179 238V237H178ZM228 238V237H227ZM123 239V238H122ZM148 239V238H147ZM177 239V238H176ZM222 239H223V237H222ZM225 239V238H224ZM230 239V238H229ZM104 241H105V239H103ZM114 240V239H113ZM123 240H125V239H123ZM142 240V239H141ZM150 240V239H149ZM162 240V239H161ZM171 240V239H170ZM174 240V239H173ZM241 241H243V239H240ZM99 241V240H98ZM103 241V242H104ZM143 241V240H142ZM179 241H181V240H179ZM99 242H101V241H99ZM106 242H107V240H106ZM103 243V244H107V243ZM188 242H189V239H188ZM222 243H223V241H221ZM102 243V242H101ZM122 243H123V241H122ZM182 243H183V241H182ZM118 244V243H117ZM125 244V243H124ZM124 244H123V246H124ZM176 244H178V243H176ZM192 244V243H191ZM110 245V244H109ZM144 245V244H143ZM107 246H108V244H107ZM255 246V245H254ZM259 246V245H258ZM78 247V246H77ZM102 247H104V246H102ZM189 247V246H188ZM246 247V246H245ZM122 248V247H121ZM120 248V249H121ZM123 248H125V247H123ZM136 248V247H135ZM154 248V247H153ZM77 249H79V248H77ZM105 249V248H104ZM107 249V248H106ZM109 249V248H108ZM107 249V250H108ZM115 249V248H114ZM126 250H128L127 248H125ZM124 249V250H125ZM199 249H201V248H199ZM198 249V250H199ZM116 250V249H115ZM190 250H192L191 248H190ZM109 251V250H108ZM194 251V250H193ZM107 251L105 250V253H104V255H107V254H110V253H106ZM109 252H112V251H109ZM116 252V251H115ZM125 251H123V253H124ZM201 252V251H200ZM259 251H257V253H258ZM89 253V252H88ZM100 253V252H99ZM117 253V252H116ZM171 253V252H170ZM174 253V252H173ZM147 254V253H146ZM190 254V253H189ZM77 255V254H76ZM112 255H114V254H112ZM175 255V254H174ZM257 255V254H256ZM98 256H99V254H98ZM116 256V255H115ZM173 256V255H172ZM191 256V255H190ZM260 256L262 257V264H264V249L262 250V252L260 253ZM260 256H258V257H260ZM110 257H112V256H110ZM114 257V256H113ZM125 257H127V256H125ZM192 257V256H191ZM132 258V257H131ZM92 259V258H91ZM103 259V258H102ZM109 258L107 257V259H105V261L106 260H108ZM114 259V258H113ZM121 259V258H120ZM138 259V258H137ZM150 259V258H149ZM76 260H77V258H76ZM90 260V259H89ZM93 260V259H92ZM91 260V261H92ZM97 260V259H96ZM95 260V261H96ZM126 260V258L123 260V261H125ZM144 260H145V258H144ZM200 260V259H199ZM230 260V259H229ZM98 261V260H97ZM116 261H118V260H116ZM122 261V262H123ZM137 261V260H136ZM201 261V260H200ZM81 262V261H80ZM79 261H78V263H80ZM100 262H102V261H100ZM130 262V261H129ZM138 262V261H137ZM202 262H204V261H202ZM206 262V261H205ZM77 263V264H78ZM103 263V262H102ZM105 263V262H104ZM107 263H109V264H111L112 262L110 261V262H108L107 261ZM114 263V262H113ZM116 263H121V260L119 261V262H116ZM124 263V262H123ZM226 263V262H225ZM224 263V264H225ZM76 264V263H75ZM80 264H82V263H80ZM89 264V263H88ZM100 264V263H99ZM106 264V263H105ZM130 264H131V262H130ZM135 264H138V263H135ZM227 264H228V262H227ZM229 264H256L255 262H246V261H243V260H239V259H234V261H232L231 263H229Z\"/></svg>",
  "mask_w": 264,
  "mask_h": 264
},
{
  "label": "built area",
  "instance_id": "3",
  "mask_svg": "<svg viewBox=\"0 0 264 264\" xmlns=\"http://www.w3.org/2000/svg\"><path fill=\"white\" fill-rule=\"evenodd\" d=\"M2 43H3V45H5V47H6V40H5V38H4V35H3V41H2ZM5 56V51H3V54H2V57H4ZM4 58H6V57H4Z\"/></svg>",
  "mask_w": 264,
  "mask_h": 264
}]
</instances>
